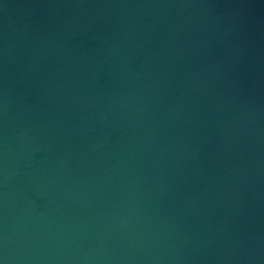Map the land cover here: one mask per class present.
Listing matches in <instances>:
<instances>
[{"label":"water","instance_id":"95a60500","mask_svg":"<svg viewBox=\"0 0 264 264\" xmlns=\"http://www.w3.org/2000/svg\"><path fill=\"white\" fill-rule=\"evenodd\" d=\"M0 264H264V0H0Z\"/></svg>","mask_w":264,"mask_h":264}]
</instances>
